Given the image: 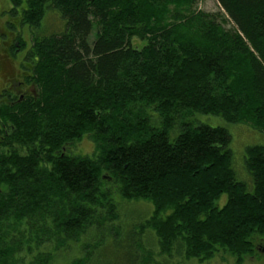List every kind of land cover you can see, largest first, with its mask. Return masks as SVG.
Returning a JSON list of instances; mask_svg holds the SVG:
<instances>
[{
  "label": "trees",
  "instance_id": "16d2710c",
  "mask_svg": "<svg viewBox=\"0 0 264 264\" xmlns=\"http://www.w3.org/2000/svg\"><path fill=\"white\" fill-rule=\"evenodd\" d=\"M9 2L29 28L38 97L0 110V264H52L71 245V264L241 263L264 251V147L245 149L247 190L227 130L193 122L264 132V0H216L225 19L198 0ZM50 13L62 26L45 35ZM83 137L93 152L67 155ZM134 202L151 214L120 217Z\"/></svg>",
  "mask_w": 264,
  "mask_h": 264
},
{
  "label": "rangeland",
  "instance_id": "374dc122",
  "mask_svg": "<svg viewBox=\"0 0 264 264\" xmlns=\"http://www.w3.org/2000/svg\"><path fill=\"white\" fill-rule=\"evenodd\" d=\"M9 0H0V30L4 31V28L1 26L5 24V21L11 20V18L15 17L14 25L17 29L10 31L12 35L15 37L12 38V51L19 50L25 52V49L30 47V39L29 37V28L27 26L20 27L19 26V16L12 15L9 12L10 7ZM197 11H200L204 14H213L217 16V18L225 19V13L216 0H198L197 4L194 6ZM18 22V23H17ZM6 25V24H5ZM40 31H45L46 34H50L53 31H58L62 26L60 21L58 20V16L54 13L47 14L43 17L40 22ZM225 28H230L231 25L225 23ZM62 29V28H61ZM44 34V33H43ZM11 38V37H10ZM145 43L140 40L134 38L132 40V45L134 46H143ZM22 52L15 56L16 58L11 59L12 61H3L7 60L3 56L0 57V88L3 85V73L11 67L14 71L17 68V63L22 59ZM16 53L14 52V55ZM20 67V65H18ZM194 124H204L210 127H221L225 128L230 136L229 149L231 151V165L235 174V178L239 182L245 183L247 186V190H251L249 186L250 177L248 172L245 169L244 165V154L245 149L251 146H263L264 147V132H259L250 126V124H229L226 123L219 117L212 115H201L197 114L193 117ZM170 140L173 139V134H169ZM77 147L74 151L81 155H90L93 152V146L90 140L87 137H83V139L76 143ZM227 200L226 195H222L217 201L218 207H221L225 204ZM152 207L144 202H134L131 204H119L118 213L120 217L123 214H131L137 220L148 217L151 214ZM146 238H148L147 245L150 246L154 251H157L156 247V239L153 233H148ZM264 240H259V238L254 239V243L258 246L264 247ZM109 242V241H108ZM113 243L111 241L108 243L107 250L109 252V256H116L114 247H112ZM113 248V249H112ZM79 255V251L75 245L68 246L67 249L62 251L60 256L55 259L52 264H71L72 259L76 258ZM163 264H198L196 261L184 260L182 258H178L176 256L171 257L167 262L165 261ZM203 264H264V251L260 253H256L252 257L244 258L241 263L235 261V259L227 254H218L215 255L214 258L210 260L204 261Z\"/></svg>",
  "mask_w": 264,
  "mask_h": 264
},
{
  "label": "flooded vegetation",
  "instance_id": "af4514ba",
  "mask_svg": "<svg viewBox=\"0 0 264 264\" xmlns=\"http://www.w3.org/2000/svg\"><path fill=\"white\" fill-rule=\"evenodd\" d=\"M6 24V25H5ZM1 27L4 28V31L0 30V57H4L8 61L9 64L12 61L11 59L16 58L17 54H20L22 51L14 50L12 51V38L15 35H12L10 31L13 29L10 28V21H5ZM13 36V37H12ZM11 37V38H10ZM14 52L16 53L14 55ZM25 52H22V59L17 63V68L15 71L9 66L8 70L3 73V85L0 88V110L4 107H14L15 105H24V104H32L37 100L38 93L36 91V87L34 85L32 76V65L31 63H27L24 60ZM20 65V67H18ZM3 114H0L2 116ZM8 125H4L2 121H0V130L3 132V136L5 137L7 134ZM2 137H0L1 139ZM2 141L0 140V147L2 148ZM77 147L76 143L73 145H69L66 147L67 155L78 154L75 150Z\"/></svg>",
  "mask_w": 264,
  "mask_h": 264
}]
</instances>
